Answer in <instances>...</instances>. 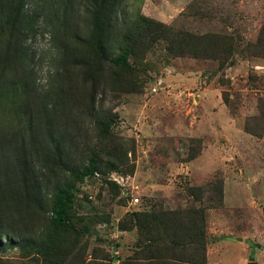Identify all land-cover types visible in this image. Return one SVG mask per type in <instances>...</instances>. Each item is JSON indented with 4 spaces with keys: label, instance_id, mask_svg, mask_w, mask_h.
<instances>
[{
    "label": "rangeland",
    "instance_id": "obj_1",
    "mask_svg": "<svg viewBox=\"0 0 264 264\" xmlns=\"http://www.w3.org/2000/svg\"><path fill=\"white\" fill-rule=\"evenodd\" d=\"M152 213L264 264V0H0V264H159Z\"/></svg>",
    "mask_w": 264,
    "mask_h": 264
},
{
    "label": "trees",
    "instance_id": "obj_2",
    "mask_svg": "<svg viewBox=\"0 0 264 264\" xmlns=\"http://www.w3.org/2000/svg\"><path fill=\"white\" fill-rule=\"evenodd\" d=\"M127 54L128 51L125 49L113 62L121 67L126 66ZM94 168V165L90 164L82 171L72 173L71 180L55 193L47 233L41 239V248L45 252L57 247L60 237L66 230L69 209L73 203L74 183L93 175ZM175 215L152 213L137 216V226L142 234H146L145 244L141 246L142 253L150 257L156 256L159 264H206L202 220L197 218V221H194L195 225L190 222L187 231L177 229L171 233L169 229L171 222L167 220Z\"/></svg>",
    "mask_w": 264,
    "mask_h": 264
},
{
    "label": "water",
    "instance_id": "obj_3",
    "mask_svg": "<svg viewBox=\"0 0 264 264\" xmlns=\"http://www.w3.org/2000/svg\"><path fill=\"white\" fill-rule=\"evenodd\" d=\"M257 248H260V247L257 245ZM250 254L253 255L254 252L252 251ZM248 264H255V263L254 262H251V263H248Z\"/></svg>",
    "mask_w": 264,
    "mask_h": 264
},
{
    "label": "built area",
    "instance_id": "obj_4",
    "mask_svg": "<svg viewBox=\"0 0 264 264\" xmlns=\"http://www.w3.org/2000/svg\"><path fill=\"white\" fill-rule=\"evenodd\" d=\"M137 201H138L137 199H134V203H137Z\"/></svg>",
    "mask_w": 264,
    "mask_h": 264
},
{
    "label": "clouds",
    "instance_id": "obj_5",
    "mask_svg": "<svg viewBox=\"0 0 264 264\" xmlns=\"http://www.w3.org/2000/svg\"><path fill=\"white\" fill-rule=\"evenodd\" d=\"M49 39H51V37L49 36Z\"/></svg>",
    "mask_w": 264,
    "mask_h": 264
}]
</instances>
